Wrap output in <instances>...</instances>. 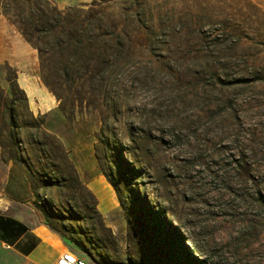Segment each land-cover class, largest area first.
<instances>
[{
    "label": "rangeland",
    "instance_id": "374dc122",
    "mask_svg": "<svg viewBox=\"0 0 264 264\" xmlns=\"http://www.w3.org/2000/svg\"><path fill=\"white\" fill-rule=\"evenodd\" d=\"M52 1L84 11L98 3L110 17L106 29L132 41L116 53L106 100L120 99L125 117L114 125L122 160L109 171L123 206L95 157L100 118L88 106L73 113L68 105V118L59 111L40 77L38 50L0 9L2 87L18 71L35 116L36 95L45 109L55 105L42 120L82 181L103 176L91 187L104 224L83 214L66 188L41 187L34 196L37 208L65 215L85 247L60 237L64 250L88 264H264V0ZM61 94L65 103L69 93ZM3 158L0 148V189L12 163Z\"/></svg>",
    "mask_w": 264,
    "mask_h": 264
},
{
    "label": "trees",
    "instance_id": "16d2710c",
    "mask_svg": "<svg viewBox=\"0 0 264 264\" xmlns=\"http://www.w3.org/2000/svg\"><path fill=\"white\" fill-rule=\"evenodd\" d=\"M21 1L0 0V9L19 25L26 40L38 50L40 77L60 101L59 111L68 118V105H71L73 113L78 107L88 106L100 118L95 157L102 174L124 206L120 185L109 172L121 158L117 153L121 139L114 125L122 123L124 111L120 99L106 100L110 89L108 77L118 63L116 53L131 47L132 41L126 33L106 29L111 23L110 17L104 7L96 8L98 3L84 11L78 8L62 10L52 0H23L28 11L22 13ZM15 74L9 79V89L0 83V148L4 152L3 160L25 168L35 197L41 187L66 188L79 201L83 214H95L104 224L98 198L82 181L69 149L42 120L54 109L40 113V117L35 116L26 91L18 83V71ZM118 88H121L120 84ZM64 89L69 93L67 103L61 94ZM17 92L22 94V101L18 99ZM104 107L109 110L104 111ZM22 109L28 112L26 119H21ZM37 206L52 231L65 242L72 241L85 250L83 243L75 238V227L62 223L65 215L54 208L50 210L46 205ZM77 214L82 215L81 212Z\"/></svg>",
    "mask_w": 264,
    "mask_h": 264
},
{
    "label": "crops",
    "instance_id": "0c3cea01",
    "mask_svg": "<svg viewBox=\"0 0 264 264\" xmlns=\"http://www.w3.org/2000/svg\"><path fill=\"white\" fill-rule=\"evenodd\" d=\"M35 103L39 113L55 109V105L45 109L44 101L39 100L37 95ZM102 178L99 175L87 182L96 196L91 186ZM12 181L20 185L19 189L10 187ZM98 201L100 204L99 198ZM64 248L60 236L47 226L43 213L34 205L27 171L21 165L10 163L0 189V264H56Z\"/></svg>",
    "mask_w": 264,
    "mask_h": 264
},
{
    "label": "built area",
    "instance_id": "2783aa9c",
    "mask_svg": "<svg viewBox=\"0 0 264 264\" xmlns=\"http://www.w3.org/2000/svg\"><path fill=\"white\" fill-rule=\"evenodd\" d=\"M56 264H88L86 259L70 249H66L59 256Z\"/></svg>",
    "mask_w": 264,
    "mask_h": 264
}]
</instances>
